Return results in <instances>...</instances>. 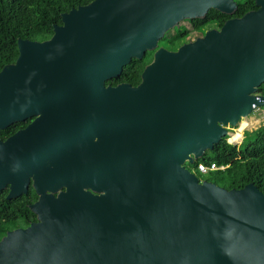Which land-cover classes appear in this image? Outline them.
I'll use <instances>...</instances> for the list:
<instances>
[{
    "label": "water",
    "instance_id": "1",
    "mask_svg": "<svg viewBox=\"0 0 264 264\" xmlns=\"http://www.w3.org/2000/svg\"><path fill=\"white\" fill-rule=\"evenodd\" d=\"M219 29L159 47L183 20L235 0H93L51 38L19 39L0 71V191L37 221L0 240V264H264V193L186 166L264 107V0ZM154 51L141 82L107 85Z\"/></svg>",
    "mask_w": 264,
    "mask_h": 264
},
{
    "label": "trees",
    "instance_id": "2",
    "mask_svg": "<svg viewBox=\"0 0 264 264\" xmlns=\"http://www.w3.org/2000/svg\"><path fill=\"white\" fill-rule=\"evenodd\" d=\"M93 0H0V71L5 65L14 63L19 56L18 40L29 39L44 41L54 33V25L62 24V14L80 5H86ZM253 3V2H252ZM250 0L238 3L237 10L229 15L216 9H210L204 18L187 19L191 23L188 30L179 28L169 30L160 40V45L168 48H177L196 33L202 35L206 27L218 24L221 26L231 17H240L251 7ZM154 51H147L142 59L133 58L123 68L119 77L106 81L107 85H117L127 82L138 85L141 74L146 65L153 60ZM258 92L264 95V83L259 86ZM16 122L6 129H0V139L14 133L19 125ZM216 163L218 168L209 171L207 180L231 188H242L248 183H254L264 193V124L256 130L245 131L241 143H232L225 136L207 150L202 158L186 166L194 171L200 180L203 174L198 165ZM8 190L0 191V240L6 233L18 227L28 226L37 219L29 205L38 197L34 188L29 187L27 194L13 199L7 198Z\"/></svg>",
    "mask_w": 264,
    "mask_h": 264
},
{
    "label": "rangeland",
    "instance_id": "3",
    "mask_svg": "<svg viewBox=\"0 0 264 264\" xmlns=\"http://www.w3.org/2000/svg\"><path fill=\"white\" fill-rule=\"evenodd\" d=\"M190 27V23L188 21H181L178 25V27L181 30L183 29H188ZM198 35L196 33H193L189 39L194 40ZM245 124L244 127L241 128V125ZM264 124V107H258L254 109L248 116L241 118L240 122L236 126H228L229 133L230 135L228 136V141L232 143H241V141L244 138V132L249 130H256L259 128L261 125ZM235 133H240L239 139H233V134ZM204 179L210 178V173L203 174Z\"/></svg>",
    "mask_w": 264,
    "mask_h": 264
},
{
    "label": "flooded vegetation",
    "instance_id": "4",
    "mask_svg": "<svg viewBox=\"0 0 264 264\" xmlns=\"http://www.w3.org/2000/svg\"><path fill=\"white\" fill-rule=\"evenodd\" d=\"M244 1H246V0H235V2H236V4H237V7H238V3H242V2H244ZM250 2H251V4H252V5H251L252 8H250V9L247 10L246 12H249V11H253V10L258 9V5L256 4V0H250ZM252 2H253V3H252ZM236 10H237V8H236L231 14H233ZM246 12H245V13H246ZM245 13H244V14H245ZM225 14H227V13H225ZM231 14H229V15H231ZM242 16H243V15H242ZM240 17H241V16H240ZM231 18H239V17H231ZM231 18H229V19H231ZM227 20H228V19H227ZM227 20H226V21H227ZM185 21H188V20H185ZM226 21H225V22H226ZM188 22L190 23V21H188ZM225 22H224V23H225ZM224 23H223V24H224ZM223 24H222V25H223ZM222 25H221V26H222ZM221 26H218V24L215 23V25H212V26H210V27H206L205 30H204V33H205V31L208 30V29H211V28H217V29H219ZM190 27H191V23H190ZM190 27H189L188 29H190ZM188 29H183L182 31H185V30H188ZM204 33H203L202 35H200V36H203ZM198 36H199V35H198ZM198 36H197V37H198ZM189 41H192V39H189V38H188V40H187L186 42H184V43H187V42H189ZM184 43H182V44H184ZM182 44H181V45H182ZM181 45H179V46H181ZM160 46H161V45H160V41H159V47H160ZM179 46H178L177 48H175V49H173V48H168V47H165V46H162V47H165L166 49H168V50H170V51H176V50L179 48ZM153 55H154V54H153ZM34 118H35V117H31V118H27V119H25L24 121H19L20 124L17 125V128H16V130L14 131V133H16V132L19 131V130H22V129L26 128L29 124H31V122L34 120ZM14 133H12V134H14ZM12 134H11V135H12ZM11 135H9V136H11ZM9 136H7V138H8ZM30 186H32V185H30ZM6 189H7L8 192H9V189H8V188H6ZM7 194H8V193H7ZM37 198H38V197H37ZM37 198H36V200H37ZM36 200H35V201H36ZM35 221H37V219H36ZM35 221H32V222H35ZM32 222H31V223H32ZM31 223H30V224H31ZM30 224H29V225H30ZM29 225H28V226H29ZM25 227H27V226H24V227H22V228H25Z\"/></svg>",
    "mask_w": 264,
    "mask_h": 264
},
{
    "label": "built area",
    "instance_id": "5",
    "mask_svg": "<svg viewBox=\"0 0 264 264\" xmlns=\"http://www.w3.org/2000/svg\"><path fill=\"white\" fill-rule=\"evenodd\" d=\"M218 168H224L223 166L222 167H218L216 165V163H211V165H206L204 163H200L198 165V170L202 173V174H206L208 173L209 171H213V170H216Z\"/></svg>",
    "mask_w": 264,
    "mask_h": 264
},
{
    "label": "bare ground",
    "instance_id": "6",
    "mask_svg": "<svg viewBox=\"0 0 264 264\" xmlns=\"http://www.w3.org/2000/svg\"><path fill=\"white\" fill-rule=\"evenodd\" d=\"M244 126H245V124H242V125H241V128L244 127ZM232 136H233V139H235V140L241 138V137H240V133H235V134H233Z\"/></svg>",
    "mask_w": 264,
    "mask_h": 264
}]
</instances>
